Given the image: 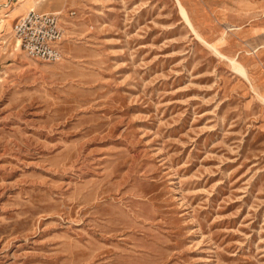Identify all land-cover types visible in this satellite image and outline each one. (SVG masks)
I'll return each instance as SVG.
<instances>
[{
	"label": "rangeland",
	"instance_id": "374dc122",
	"mask_svg": "<svg viewBox=\"0 0 264 264\" xmlns=\"http://www.w3.org/2000/svg\"><path fill=\"white\" fill-rule=\"evenodd\" d=\"M181 1L0 0V264H264V0Z\"/></svg>",
	"mask_w": 264,
	"mask_h": 264
},
{
	"label": "built area",
	"instance_id": "2783aa9c",
	"mask_svg": "<svg viewBox=\"0 0 264 264\" xmlns=\"http://www.w3.org/2000/svg\"><path fill=\"white\" fill-rule=\"evenodd\" d=\"M22 49L32 59L61 62L65 57V30L57 12L30 10L13 26Z\"/></svg>",
	"mask_w": 264,
	"mask_h": 264
},
{
	"label": "bare ground",
	"instance_id": "6f19581e",
	"mask_svg": "<svg viewBox=\"0 0 264 264\" xmlns=\"http://www.w3.org/2000/svg\"><path fill=\"white\" fill-rule=\"evenodd\" d=\"M40 2L41 0H37V2ZM178 3H179V6H180V10L184 16V18L186 19L187 23L190 24L192 26V28L194 29L195 33L201 38V40L203 39L204 41H206L205 43H207L209 46L211 47H214L215 46L212 44V43H209V41H207L206 39H204V37L202 36V34L200 33V31L195 27V25L193 24L192 20H191V17L189 15V12L186 8V6L183 4V2L181 0H178ZM30 8H36V7H33V5L30 7ZM58 13H61V11H59ZM6 19H2L1 20V23L2 22H5ZM64 21V19H63ZM67 21V20H66ZM65 21V22H66ZM67 24H69L70 22H66ZM73 23H70V25L68 26V28H71V25ZM14 28V27H13ZM14 34V33H13ZM15 35V34H14ZM73 38V39H71ZM74 42V37L73 35L72 36H65V41H64V51L67 53L68 50L70 53L72 51V44ZM16 44L19 46L20 45V40H16ZM68 48V49H67ZM217 49V48H216ZM220 54H222L220 51H218ZM67 53V54H68ZM230 59V62L232 64V67L233 69L235 70L236 73H238L240 76H243L245 78H247V80H251L252 84H253V88L254 90L256 91L257 95L259 96L260 99H262V101L264 102V92L263 90L259 89L258 86L255 84V82L253 81L249 71L247 70V68L241 63L239 62L236 58L234 57H231L229 58ZM250 82V81H249ZM251 84V83H250ZM252 86V85H251ZM253 90V91H254Z\"/></svg>",
	"mask_w": 264,
	"mask_h": 264
}]
</instances>
